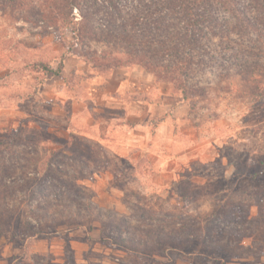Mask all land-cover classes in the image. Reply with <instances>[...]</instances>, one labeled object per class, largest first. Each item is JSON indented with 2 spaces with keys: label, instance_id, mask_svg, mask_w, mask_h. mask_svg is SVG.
Returning a JSON list of instances; mask_svg holds the SVG:
<instances>
[{
  "label": "rangeland",
  "instance_id": "1",
  "mask_svg": "<svg viewBox=\"0 0 264 264\" xmlns=\"http://www.w3.org/2000/svg\"><path fill=\"white\" fill-rule=\"evenodd\" d=\"M150 1L120 0L129 10L138 5L144 12ZM259 3L264 0L199 3L203 23L199 29L190 25L198 40L190 60H169L178 63V73L188 67L187 74L179 73L173 82L158 80L184 97L204 144L175 164L173 177L157 175L152 167L145 173L146 160L118 163L114 184L136 187L123 197L131 207V227L112 217L126 214L94 204V191L83 184L92 167L105 161L70 158L71 144L48 131L38 112L42 83L52 74L42 63L55 69L68 51L83 55L75 25L33 26L23 17L35 12L30 7L0 13V264H264V9ZM161 5L164 11L168 3ZM238 7L259 16V23L247 24ZM72 16L81 18L77 6ZM166 17L163 29L182 22ZM134 65L139 64L129 66ZM19 107L29 109L31 121L24 123L14 111ZM10 117L20 122L10 124ZM62 179L74 198H60ZM139 184L154 190H139ZM137 205L143 210L136 211ZM114 227H126L123 234L135 237L129 247L107 236ZM161 228L174 236L157 238Z\"/></svg>",
  "mask_w": 264,
  "mask_h": 264
},
{
  "label": "crops",
  "instance_id": "2",
  "mask_svg": "<svg viewBox=\"0 0 264 264\" xmlns=\"http://www.w3.org/2000/svg\"><path fill=\"white\" fill-rule=\"evenodd\" d=\"M40 102L41 121L47 123L48 131L62 134L71 144L68 154L75 155L70 158L105 161L92 167L83 181L94 191L93 203L126 217L131 207L123 197L136 187L114 184L120 161L146 160L145 173L152 167L157 175L173 177L175 164L195 155L204 144L197 138V125L184 97L141 65L103 71L80 53L68 51L61 72L49 74L42 83ZM14 111L23 116L24 123L32 120L26 107ZM19 122L9 118L10 124ZM138 188L154 190L152 185L139 184Z\"/></svg>",
  "mask_w": 264,
  "mask_h": 264
},
{
  "label": "trees",
  "instance_id": "3",
  "mask_svg": "<svg viewBox=\"0 0 264 264\" xmlns=\"http://www.w3.org/2000/svg\"><path fill=\"white\" fill-rule=\"evenodd\" d=\"M164 1L168 5L163 11L164 6L161 4ZM164 1L151 0L148 4L144 3L143 5L148 8L144 12L139 10L138 5H132L129 10L127 5L121 3L120 0H0V13L30 7L35 12H27L23 17L33 26L40 25L48 29V27L75 25L73 27L74 35L83 49L84 59L96 69L106 71L112 67L129 66L136 63L152 72L157 80L173 82L179 73L186 75L188 67L185 71L183 67H180L183 71L179 70L178 73L176 71L178 63L172 59L169 61L170 57L177 56L182 63H187L190 60V50L198 44L197 38L191 33L190 25L197 29L200 28L203 23L200 13L202 8L197 7L201 1L209 0ZM150 3H154L155 7L150 8ZM74 6H77L80 11L81 18L78 21H75L72 16ZM259 8L264 9V3H259ZM237 10L247 18V24L251 27H254L256 22L259 23V16L253 18L240 7ZM157 12H159L158 15H156ZM168 15L170 18L173 16L182 22L173 28L163 29L160 24L166 22ZM239 19L241 18L239 17ZM228 35L230 34L228 33ZM95 44H101L99 45L101 49L95 47ZM42 65L46 71L59 74L63 61H60L55 69L46 63H42ZM184 96H186L185 93ZM1 160L3 159L1 158ZM1 176H4V170L0 168ZM56 177L59 178L58 175ZM65 184L66 181L62 179L64 188L60 193V198H72L71 189ZM73 185L81 190L79 186L74 183ZM6 197L3 195L2 199L5 200ZM86 207L91 211V204ZM135 210H143V208L137 205ZM112 217L118 219L126 227L132 226V219L128 217H119L116 214ZM149 218H152V214H149ZM119 225L118 222L117 226ZM126 227L118 231L114 227L111 232L107 233V236L118 246L129 247L135 237L130 238L123 234L124 231H127ZM163 229L161 228L159 233H156L157 238L164 239L166 236H174L173 230L163 231Z\"/></svg>",
  "mask_w": 264,
  "mask_h": 264
}]
</instances>
